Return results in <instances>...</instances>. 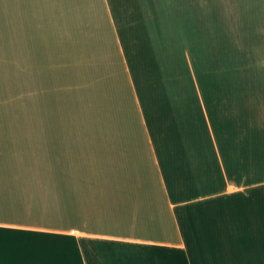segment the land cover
<instances>
[{"label":"crops","instance_id":"1","mask_svg":"<svg viewBox=\"0 0 264 264\" xmlns=\"http://www.w3.org/2000/svg\"><path fill=\"white\" fill-rule=\"evenodd\" d=\"M0 53L95 93L93 129L0 130V264H264V0H0Z\"/></svg>","mask_w":264,"mask_h":264},{"label":"rangeland","instance_id":"2","mask_svg":"<svg viewBox=\"0 0 264 264\" xmlns=\"http://www.w3.org/2000/svg\"><path fill=\"white\" fill-rule=\"evenodd\" d=\"M237 3L238 0H225L230 7H236ZM228 12L231 24L225 26V31L237 36V9ZM236 55L225 53L227 86L236 85L233 84L238 78ZM57 58L60 59L59 53ZM64 69L68 70L61 61H54V53H0V130L93 129V82L88 85L80 82L77 72L69 75ZM236 90L225 92L233 94ZM261 116L264 127V105ZM261 178L260 187L264 188V169ZM247 236L264 242V234ZM235 244L237 241L230 246Z\"/></svg>","mask_w":264,"mask_h":264},{"label":"snow or ice","instance_id":"3","mask_svg":"<svg viewBox=\"0 0 264 264\" xmlns=\"http://www.w3.org/2000/svg\"><path fill=\"white\" fill-rule=\"evenodd\" d=\"M2 235H3V234H2V233H0V238H2Z\"/></svg>","mask_w":264,"mask_h":264}]
</instances>
